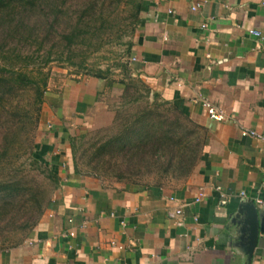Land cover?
<instances>
[{"label":"crops","instance_id":"crops-1","mask_svg":"<svg viewBox=\"0 0 264 264\" xmlns=\"http://www.w3.org/2000/svg\"><path fill=\"white\" fill-rule=\"evenodd\" d=\"M131 42L130 75L205 132L193 172L161 186L73 174L68 136L109 126L108 93L123 86L77 76L49 87L36 153L60 182L31 234L0 249V264H264V234L249 254L237 217L264 214V143L240 134L264 135V0H144ZM202 99L227 118L210 119ZM183 204L178 224L169 214Z\"/></svg>","mask_w":264,"mask_h":264},{"label":"trees","instance_id":"trees-1","mask_svg":"<svg viewBox=\"0 0 264 264\" xmlns=\"http://www.w3.org/2000/svg\"><path fill=\"white\" fill-rule=\"evenodd\" d=\"M113 1L0 0V171L10 170L0 177V202L27 197L22 208L23 222L20 224L21 229L27 230L26 237L48 208L60 178L38 157L34 138L25 134L26 130L29 133L38 127L48 73H43L40 64L33 63L34 55H23L21 48H26L31 40L36 42L39 34L45 30L41 46H45L53 35L57 36L56 43L45 52V65L53 56V50L60 45L67 51L66 61L75 56L76 47L89 46L93 39L98 42L93 46L94 50L101 49L104 42L99 41V33L107 31V28H103L100 16L96 18V8L100 4L101 11L105 4ZM143 1L126 0L130 8L126 17L128 24L124 28L117 26L110 29L116 33L119 31L116 44H122L123 36L132 38L140 23ZM67 2L69 7L72 4L76 9L72 14ZM97 20L101 29L98 26L91 29L89 24ZM81 21L86 25H81ZM124 44L127 60L116 66L122 74L118 82L123 86L121 105L114 107V119L111 125L104 127L105 132L100 138L92 136L83 140L87 133L68 136L73 174L102 181L111 178L115 182L127 178L131 181L125 184L132 185L147 184L145 178L152 179L157 186L169 180H185L201 157L205 132L171 102L157 101L159 93L153 92L141 79L130 75L128 59L132 42L130 40ZM85 59L82 58L78 65H82ZM19 62H25V65L15 68ZM84 74L106 80L109 87L113 84L107 79L108 69L87 70ZM150 93H153L152 101L148 100ZM24 96L30 97V109L19 105ZM16 162H21L18 166L25 163L31 171L43 174L53 184L52 192L48 194L34 181H25L20 168L12 167Z\"/></svg>","mask_w":264,"mask_h":264},{"label":"rangeland","instance_id":"rangeland-1","mask_svg":"<svg viewBox=\"0 0 264 264\" xmlns=\"http://www.w3.org/2000/svg\"><path fill=\"white\" fill-rule=\"evenodd\" d=\"M69 7V2L66 3ZM74 7L71 4V7H69V13L72 14L76 11V9H73ZM100 4H98L96 8V18L100 16V20L103 21V28H107V31H104L102 33H99V41L102 40L104 42V45H102V48L99 50H94L93 46L97 45L98 42H96V39L91 40L89 46L88 44L85 45H79L76 47L75 56H72L69 58V61H66L65 57L68 56L67 51L63 49L62 45L57 46L55 50H53V56H51L50 61L45 65V52L47 51V48H51L53 44L56 43L57 36L53 35L49 41L45 42V46H41V38L45 32V30L42 31V34H39L38 38L35 41H29L28 46L23 49V55H29V56H35V61L33 63L35 65L40 64L43 67V73H48V80H47V89L45 93V98L47 95V92L49 90V87L52 89L56 87L60 83H64L66 80L69 79H75L77 76H87L84 73L88 71H95L96 69H102V70H109V75L107 79L110 81H113L117 83L122 78V74L120 73V70L116 67L118 64L124 63L127 58L125 55V42L132 41V38L134 37V34L137 30H135L132 38L122 37V44H116V37L119 35V31L116 33L114 30L110 31L111 27H117L121 26V28H124L125 25L128 24L126 17L128 16V13L130 11V8H128V5H126V0H114L111 4H105L103 9L100 11ZM86 21V20H85ZM75 22V21H74ZM98 20L96 22L90 23V27L92 29L93 26H98ZM81 25H86L83 21H81ZM99 29L100 26H98ZM90 29V28H89ZM107 32V33H106ZM106 33V34H105ZM87 48H89L87 50ZM46 49V50H45ZM82 58H86L84 63L82 65H78ZM25 65V62H19L16 64L15 68L23 67ZM85 69L83 70V68ZM30 69V66H29ZM79 71V72H77ZM112 84V85H113ZM54 86V87H53ZM112 88V86H111ZM155 92V91H154ZM120 94V95H119ZM122 93H120L117 89H111L108 93L107 98V104L110 106V109H114V107H120L121 103V96ZM24 97H27L24 99ZM23 99L20 101V107H29L30 97L24 96ZM148 100H153V93L148 94ZM157 101H165L159 97ZM14 104V102H13ZM43 106V105H42ZM42 110V107H41ZM114 111V110H113ZM33 113V111H31ZM41 114V113H40ZM40 123V117L38 122V127L34 130H31L29 133V130H26L25 134L26 136L30 135L33 137V141L35 144V147L38 143V140L41 137V131H43V128L39 127ZM111 125V124H110ZM107 127V126H106ZM104 127L102 128H96L93 130H90L87 132V137L83 140L88 139L89 137H96L100 138L101 135L104 134L105 131H103ZM102 130V131H101ZM99 132V133H98ZM87 142V141H82ZM88 143V142H87ZM23 160V159H22ZM21 162H16L12 167H16ZM23 166L25 169H23ZM18 166L20 168L21 174L24 176L25 181L31 183L34 181L35 184H39L45 191L49 193L52 192L53 184L51 181L46 179L43 174L38 173V171H31L29 169V166L24 163V165ZM22 169L24 170V173H22ZM9 169L1 170L0 171V177L6 175L8 173ZM10 171V170H9ZM111 175V173H110ZM126 180H122L119 183H126L130 182L127 178ZM145 183H154L152 179L145 178ZM106 181L112 182L115 181L111 178H105ZM144 181V180H142ZM165 181L166 182H170ZM27 201L26 196L17 197L14 200L7 201L6 203L0 202V248H8L14 245H17L23 239L26 238L27 230H23L20 228L21 222H23L24 218V212L22 211L23 206H25ZM16 224H13V223Z\"/></svg>","mask_w":264,"mask_h":264},{"label":"built area","instance_id":"built-area-1","mask_svg":"<svg viewBox=\"0 0 264 264\" xmlns=\"http://www.w3.org/2000/svg\"><path fill=\"white\" fill-rule=\"evenodd\" d=\"M195 9H196V7H192V10H195ZM202 28H205V25H202ZM249 33L252 35H255V36H259V33L255 32V31H249ZM200 104L202 107H204L206 114L210 119H212L214 121H223L227 118V116H225L222 111H220L216 107H214L208 100L202 99L200 101ZM240 134L242 137H252V138H255V139L261 141L262 143H264V135L254 131V130L243 129V130H241ZM241 194L244 195L243 192ZM204 197H205V190H204V188H200L198 190L195 198H194V203H199V202L203 201ZM169 201H174V198H169ZM183 208H184V204L179 205V206L175 207L174 210L169 214L170 217L176 219L178 224L181 223V217L184 214ZM68 222H72V219H69ZM70 235H73V233H70Z\"/></svg>","mask_w":264,"mask_h":264},{"label":"water","instance_id":"water-1","mask_svg":"<svg viewBox=\"0 0 264 264\" xmlns=\"http://www.w3.org/2000/svg\"><path fill=\"white\" fill-rule=\"evenodd\" d=\"M245 215L244 219H241V234L243 235L245 232L249 233V241L247 245L248 253H252L258 237L260 234H264V214L254 208H243L239 210V214L237 217L241 218V216ZM234 224L236 222L234 221Z\"/></svg>","mask_w":264,"mask_h":264}]
</instances>
